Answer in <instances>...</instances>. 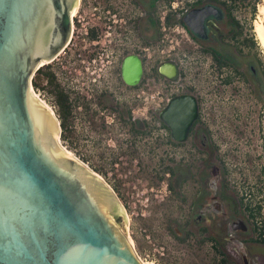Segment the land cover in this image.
I'll return each instance as SVG.
<instances>
[{"label": "water", "instance_id": "obj_1", "mask_svg": "<svg viewBox=\"0 0 264 264\" xmlns=\"http://www.w3.org/2000/svg\"><path fill=\"white\" fill-rule=\"evenodd\" d=\"M77 3L0 0V264H142L115 194L59 146V121L30 89L34 70L67 42ZM207 14L193 9L184 22L198 33L191 17L201 27ZM160 72L173 78L176 66L166 62ZM142 74L141 58L126 55L123 80L134 86ZM197 115L192 93L172 96L160 111L179 141Z\"/></svg>", "mask_w": 264, "mask_h": 264}, {"label": "flooded vegetation", "instance_id": "obj_2", "mask_svg": "<svg viewBox=\"0 0 264 264\" xmlns=\"http://www.w3.org/2000/svg\"><path fill=\"white\" fill-rule=\"evenodd\" d=\"M229 1L169 0V4L174 2V11L168 12L166 16L171 21L174 13H181L176 20L182 24L193 44L209 52L212 59L213 54L216 53L230 64L222 68H233L235 65L220 53L219 47L229 43L237 50L239 42L242 41L239 39L241 24L232 13L233 3ZM128 2L116 0L115 3L99 5L95 1L93 3L95 12L92 14H97L99 20L93 23V28L87 32V36H77L73 41L74 29L71 26L69 38L62 49L52 59L45 61L34 70L30 78L31 91L33 93L38 91L39 94L43 92L44 96L52 98L56 107L52 106V103L49 106L52 108V115L56 116L59 107L56 102L55 88L61 90L68 95L71 102L72 112L69 121L79 122L80 137H91L88 133L90 130L93 132L108 131V129L115 131L114 135L122 137L119 140L124 145L125 152L130 154L131 161L134 165L139 164V167L144 166L143 156L147 152L148 136L154 135V146L159 148V173L157 174L159 185L157 186L161 187L159 192H165L159 201V206L167 211L170 208L174 210L175 216L167 225L168 231L179 246L186 247L189 252L187 256L192 254L189 248L192 244L193 250L196 249L203 256H206L207 246L215 249L220 256L217 260L221 264H262L258 255L253 252V243L257 241L251 237H244L248 226L238 214L239 211L235 209L231 213L228 212L231 202L226 196L227 182L224 178V170L220 164L214 163L217 161L216 153L213 152L216 151V146L211 145L208 133L201 124L199 98L194 90H191L190 86L183 88L176 86V91L172 95L192 93L198 103L197 119L189 127L186 138L179 141L172 137L169 126L160 116L163 108L159 110L156 117L148 116L145 103L146 91L143 90L144 66L138 84L129 85L123 80L122 60L126 55L133 53L125 52L123 49L116 67L105 63V61L108 63L106 58L114 52L116 46L112 39L108 43V39L105 43L102 42L105 32L102 21L105 19L111 21V12L116 13L118 18L121 16L127 18L124 30L126 31V27L131 25L142 44H147L149 27L153 28L156 42L159 40V0H128ZM202 7L208 8L203 26L198 25V18L191 17L192 23L200 30L195 33L185 24L184 17L193 9ZM76 10L75 12L80 15L84 6L77 3ZM70 16L72 24V14ZM86 17H89L87 13L84 18ZM125 33L123 31V39H127ZM190 45L191 43L186 47L189 49ZM106 51L108 52L104 53ZM70 54H75L77 57L78 67L75 69L77 71H67L65 69L67 67H64L67 56ZM183 56H185L184 53ZM179 58L180 56L177 55V61L172 59L173 62H171L176 66V75L173 78L177 81L181 79ZM161 65L154 69L155 73L168 78L160 72ZM69 79L71 82L77 81L75 86L68 85ZM57 119L60 123L59 118ZM151 122H157L159 131H149ZM62 131L60 126L59 140L62 139ZM69 131L67 129L65 133ZM67 139L68 136L62 139V142L65 143ZM77 160L90 169L85 162L78 158ZM93 172L99 174L98 170ZM98 176L103 180L100 174ZM239 220L246 224V230L237 225ZM164 255V252H160V257H165ZM262 260L264 261V258Z\"/></svg>", "mask_w": 264, "mask_h": 264}, {"label": "rangeland", "instance_id": "obj_3", "mask_svg": "<svg viewBox=\"0 0 264 264\" xmlns=\"http://www.w3.org/2000/svg\"><path fill=\"white\" fill-rule=\"evenodd\" d=\"M262 2L263 0L232 2V13L241 24L239 39L242 41L239 42L237 50L228 43L219 47V51L233 62L240 74H235L231 67L219 69L209 52L196 47L189 36L187 39L184 35L186 32L181 31L184 27L176 20V17L181 15L177 12L172 16L170 23H175L179 33L177 30H171L164 42H161L159 21V57L151 52L152 57L147 59L146 63L149 70L145 71L143 81L144 84L151 76L155 77V82L150 83L153 88L149 91V98L150 94H155L157 88L161 90L163 82H171L170 79L157 75L154 69L160 64L173 62L172 59L177 61L176 55L169 58L167 53L173 46L179 48L177 52L180 56L178 65L181 66V79L177 81L172 78L177 81L172 83L177 84L179 88L191 86L198 96L201 124L208 133L211 145L216 146V151L213 152L216 153L217 161L214 163L220 164L224 170L227 182L226 196L231 202L228 212L231 213L235 209L239 211L238 214L248 226L244 237L255 240L259 234L254 229V219L250 217L246 205L254 206L264 198V48L259 43L254 29L258 20V6ZM169 8V0H159V16L161 11H167ZM168 22L169 20L166 21ZM148 34L147 45L156 48L157 42L152 27H149ZM248 38L256 40L255 45L244 43ZM189 43L191 48L188 49L186 45ZM226 77L231 78L230 82H224ZM35 93L38 99L41 98L48 105L52 103V98H47L43 92ZM166 95L159 94L164 103H160L159 109L147 105L148 116L156 117L159 114V110L167 104ZM73 115H76L75 112ZM149 125L152 126L149 131H159L157 122H151ZM78 127L77 120L70 122V131L66 133L67 141L64 143L60 138L62 144L59 143L70 151L74 158L85 162L93 171L98 170L97 173L113 190L124 208L128 220L127 235L132 239L133 250L139 259L151 261L153 264H221L217 260L220 257L218 252L209 246L206 248V256H203L196 249L193 250L191 244L189 248L192 254L187 256L189 252L186 247L179 246L169 233L167 225L171 223L170 219L175 216V212L171 208L168 212L159 206L165 192H159L161 187L157 186L159 148L154 146V135L148 136L147 152L143 156L144 166L139 167V164L134 165L131 161L130 154L125 152L124 145L120 143L119 138L122 137L114 135L115 131L90 130L88 133L91 137L82 138L79 136ZM253 245V252L264 264V243L257 241ZM160 252H164L165 257H160Z\"/></svg>", "mask_w": 264, "mask_h": 264}, {"label": "built area", "instance_id": "obj_4", "mask_svg": "<svg viewBox=\"0 0 264 264\" xmlns=\"http://www.w3.org/2000/svg\"><path fill=\"white\" fill-rule=\"evenodd\" d=\"M89 1L90 0H87V1L85 0L83 2V0H79L78 4L80 5L82 4V6H84V10L81 11L80 15L79 13H75L74 16H72L71 26L74 29V34H73L74 36L72 39L74 40L76 39L77 36H80V37L87 36V32H89V30L93 28V25L95 24V22L99 20L97 17V14H92L95 12V10L93 9V3H95V1L98 2L99 5H101L102 3H115L116 0H92L91 2ZM121 1L123 3H129L128 0H121ZM168 11L169 12L174 11V2H171L170 8L167 9V11L163 10L160 12L159 21L161 24L160 29H161V34H162L161 42H164V38L168 39L171 30L172 31L177 30L175 23L171 24L170 21L168 22L169 25L168 23H166V21L168 20L166 17L168 14ZM86 13L89 15V17L84 18V16H86ZM162 13L164 14L162 15ZM109 14H110V11H109ZM110 16H111V19H110L111 21H109V19H105L102 21L103 27L105 29V32L102 36V39H103L102 42L105 43V40L108 39L107 40V43H108V41L112 39V42L115 43L116 46L113 50L114 52L110 54L109 57L106 58L108 60V63L106 61L105 63L109 65H113L115 67L116 65L118 66V62L120 60V55L122 54V50L125 49V52H129L133 54L136 53L137 55H139L143 60L144 71L149 70L146 67L147 59H150L152 57V53L155 54L157 58L159 57V40L157 42L156 48H153L152 46H149L147 44H142L140 39L137 38L135 33L133 32L131 25H128L126 27V31L124 30V27L126 26V22H127L126 17L121 16L120 18H118L116 16V13L113 14V12H111ZM123 31L124 33L126 32L125 35L127 39H123V36H124ZM181 31L184 32L185 30L182 29ZM177 33H179V30H177ZM184 35L187 36V39H188V35L186 33ZM173 37L176 39V45H178L177 38L175 37V35ZM170 41H172V39H170ZM177 50H179V48L176 49V47L173 46L171 49L168 50L167 57L170 58L172 55L177 56L179 54ZM162 51L163 49L161 50V52ZM107 52L108 51L104 53H107ZM160 61L162 62L163 60H160ZM64 67H67L65 68L67 71L69 70L77 71L75 69L78 67V63H77V57L75 54H72V55L70 54L67 56V61L65 62ZM151 67L153 68L154 66L152 65ZM150 71H152V69H150ZM165 79L167 80L170 79L171 82L169 83L163 82L161 84L162 85L161 90L157 88L155 94H150L151 96L150 98L148 97V94H149V91L153 88L152 86H150V83L155 82V77L151 76L150 78L147 79L146 83L143 84V90L146 91V95H145L146 96L145 98L146 106L151 105L153 109H159V105L161 106L160 103H163L162 96H159L160 93L167 94L166 102H168L169 99L172 97V95L176 91L175 90L176 86L178 88V85L174 83L177 81H175L172 78H165ZM172 81H174L173 82L174 84L172 83ZM76 82L77 81H74V80L73 82H71V80L69 79L68 85L70 87L72 86V84L73 86H75ZM70 87H67V88H70ZM52 104H53L52 106L56 107L54 102H52ZM147 109H148V106H147ZM56 117L58 118V115H56Z\"/></svg>", "mask_w": 264, "mask_h": 264}, {"label": "trees", "instance_id": "obj_5", "mask_svg": "<svg viewBox=\"0 0 264 264\" xmlns=\"http://www.w3.org/2000/svg\"><path fill=\"white\" fill-rule=\"evenodd\" d=\"M231 1L236 2L238 0H231ZM241 1H245V0H241ZM252 11L254 13L255 4H253L252 6ZM244 43H246L247 45H255L256 40H254L253 38L252 39L248 38L244 40ZM213 59L217 63L219 69H221L222 66L230 65L229 63L227 64V62L225 61V59H223L222 56L217 55L216 53L213 54ZM233 70L235 74H240V71L235 66L233 67ZM52 78H53V75H52ZM230 80L231 78L226 77L224 79V82L228 83L230 82ZM55 89H56V92H55L56 102L58 103V107H59L57 108V113H58V118L60 120V126L63 130L61 137L62 139H66L67 134L65 133V131L70 126L69 117L72 112V106H71V102L69 101L68 95H66L65 93H63L61 90L57 88ZM190 89L193 90L191 86H190ZM263 201H264V198H262V201L261 202L259 201L254 206H251L250 204L246 205V208L249 211L250 217L254 219V229L255 231H258V234H259V237L256 239V241H259L262 243H264V206H263L264 204H263Z\"/></svg>", "mask_w": 264, "mask_h": 264}, {"label": "bare ground", "instance_id": "obj_6", "mask_svg": "<svg viewBox=\"0 0 264 264\" xmlns=\"http://www.w3.org/2000/svg\"><path fill=\"white\" fill-rule=\"evenodd\" d=\"M78 3H79V0H78ZM75 11H77V10H75ZM76 13V12H75ZM74 13V14H75ZM72 16H73V13H72ZM257 21H256V24H255V32H256V35H257V37H258V40H259V43L261 44V46L264 48V0H263V2H262V4H260L259 6H258V16H257ZM44 64V62H41L39 65L41 66V65H43ZM35 96H36V94L35 93H33ZM37 97V96H36ZM47 108H49L50 110H51V112L53 113V111H52V108L45 102V101H43L41 98L39 99ZM54 116V115H53ZM54 118L56 119V121H58V119H57V117L56 116H54ZM58 136H59V131H58ZM58 136L56 137L57 138V142H58V144H59V142H60V140H59V138H58ZM59 146L62 148V149H64L60 144H59ZM65 151H67V152H69L70 154H71V152L70 151H68L67 149H64ZM72 155V154H71ZM76 159V158H75ZM82 163V162H81ZM90 170V169H89ZM91 171V170H90ZM97 175V174H96ZM99 175V174H98ZM130 238V237H129ZM131 239V238H130ZM131 243H133L132 242V239H131ZM140 261H141V263L142 264H153L151 261H144V260H141L140 259Z\"/></svg>", "mask_w": 264, "mask_h": 264}]
</instances>
